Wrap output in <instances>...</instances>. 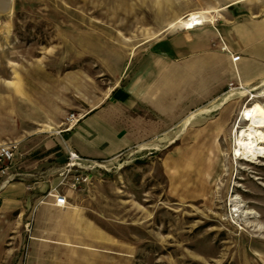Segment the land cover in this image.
Segmentation results:
<instances>
[{"label":"rangeland","instance_id":"374dc122","mask_svg":"<svg viewBox=\"0 0 264 264\" xmlns=\"http://www.w3.org/2000/svg\"><path fill=\"white\" fill-rule=\"evenodd\" d=\"M263 12L264 0H10L0 11V103H13L21 169L39 162L65 173L66 119L98 105L142 43ZM192 16L199 25L189 26ZM219 102L191 124L192 136L206 129V138L89 162L77 172L87 183L59 186L68 202L83 198L78 206L110 250L105 264H264V155L237 156L241 135L264 148V81L230 85ZM15 257L9 264H31Z\"/></svg>","mask_w":264,"mask_h":264},{"label":"crops","instance_id":"0c3cea01","mask_svg":"<svg viewBox=\"0 0 264 264\" xmlns=\"http://www.w3.org/2000/svg\"><path fill=\"white\" fill-rule=\"evenodd\" d=\"M185 29L146 41L128 54L108 94L78 116L60 147L75 152L86 168V163L112 161L158 141L168 146L203 139L206 129L192 136L191 124L220 109L219 100L230 85L264 81V12ZM9 113L14 114L13 103H0V144L16 142L19 152L18 127L8 120ZM224 116L216 122L223 123ZM40 140L37 136L31 145ZM19 156L8 175L0 176V250L7 252V264L16 261V253L18 261L26 258L31 264H105L110 250L102 231L96 233L93 218L78 206L83 198L68 202L65 195L67 206L58 207L49 195L55 187L58 192L62 181L57 165L38 162L21 169Z\"/></svg>","mask_w":264,"mask_h":264},{"label":"built area","instance_id":"2783aa9c","mask_svg":"<svg viewBox=\"0 0 264 264\" xmlns=\"http://www.w3.org/2000/svg\"><path fill=\"white\" fill-rule=\"evenodd\" d=\"M78 116L79 115L71 114L66 119L68 128L65 131L69 130L70 127L75 122L78 121ZM17 154H18V144L16 142H8V143L0 144V176L4 177L8 175V170L13 167ZM67 154H68V162L65 166L66 169L65 173L61 174L62 181L60 182V185L64 182L66 178H69V183L67 185L71 190H75L78 189L80 185L87 183L89 181V177L87 175L85 176L83 174L81 175L77 173L79 169H85V167L82 166L83 160L75 152L71 150H68ZM50 194L54 197L56 206L58 207L67 206L66 197L64 195L59 194V192H57L56 187L49 192V195Z\"/></svg>","mask_w":264,"mask_h":264},{"label":"bare ground","instance_id":"6f19581e","mask_svg":"<svg viewBox=\"0 0 264 264\" xmlns=\"http://www.w3.org/2000/svg\"><path fill=\"white\" fill-rule=\"evenodd\" d=\"M9 1L10 0H0V11L1 12L7 9ZM199 24H200V21L196 20V17L192 16L189 26H196ZM251 115L255 117V116H260L261 114L258 112L252 111ZM241 139L244 140V142L243 141L241 142L240 144L241 146L237 150V156L242 155L244 158L250 161V160L257 159L264 155V148L259 145L257 135H253V136L249 135L248 137L241 135ZM226 251L228 252V249Z\"/></svg>","mask_w":264,"mask_h":264}]
</instances>
